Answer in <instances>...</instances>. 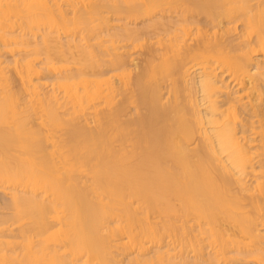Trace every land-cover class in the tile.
I'll use <instances>...</instances> for the list:
<instances>
[{
	"label": "bare ground",
	"instance_id": "obj_1",
	"mask_svg": "<svg viewBox=\"0 0 264 264\" xmlns=\"http://www.w3.org/2000/svg\"><path fill=\"white\" fill-rule=\"evenodd\" d=\"M259 1L0 0V264H264ZM172 4L180 18L164 20ZM154 28L158 61L124 94L140 67L119 42Z\"/></svg>",
	"mask_w": 264,
	"mask_h": 264
},
{
	"label": "rangeland",
	"instance_id": "obj_2",
	"mask_svg": "<svg viewBox=\"0 0 264 264\" xmlns=\"http://www.w3.org/2000/svg\"><path fill=\"white\" fill-rule=\"evenodd\" d=\"M168 1V0H166ZM250 4H252V8L254 9V11L256 10V7H260L262 6V2L259 1V0H250L249 2ZM255 4V6H254ZM157 10V9H156ZM160 12V14H162V16H165V19L168 17L169 19H176V18H180V16H178V12H180V9L177 8L176 4H172V6H170L169 8H167L166 6H161V10L160 8H158V10ZM204 14L201 13V14H198L197 16H195L194 19L198 20L199 21V24L201 25V27L203 28V32H206V35L211 36L212 34H209L210 33V25L207 24V27H206V24H205V20L206 18L205 15L203 16ZM108 16H110L111 21L110 20V25H112V29L110 31H115L114 29L116 30H121L120 29V25L123 24L127 19H129V17L126 16L125 12H119V13H109ZM184 17H187L188 19H190V15L189 14H186ZM140 19H144L143 23H140ZM229 19L227 18H224V22L225 23H228L227 26L228 27H232L233 26V23L232 21H228ZM137 22V27L138 28H143L144 25L148 24V22L145 20V16H142V18L140 17L139 20H136ZM146 23V24H145ZM240 24V25H239ZM236 25H238V31L240 32L241 30V27H242V23H240V21H237L236 22ZM204 26V27H203ZM207 30V31H206ZM209 31V33H208ZM211 32H212V29H211ZM164 33L163 30L159 29V28H154L153 31H152V34H143L141 38H139L138 41H133L132 40H127L126 42L123 41V42H119V44H123V45H126V44H130L131 46H128L130 47V53L133 57H135L137 60H138V64H139V67L140 68H136L133 70V73L132 75L130 76V78L128 79V81L126 82L125 84V87L127 88L126 91H124L123 93H128L129 91L133 90L135 85H134V78L137 76V74L140 72V69L142 67H144L148 62L152 61V62H156L158 61V57L162 51V47L161 45H163L164 41H165V37H162L159 41L157 39H159L158 37H160L162 34ZM248 35V32L246 33ZM151 35V36H150ZM251 38L248 36H245L246 39H248V44H247V49L248 51H250V54H252L254 52V49L253 48H256V43H254V38H255V34H250ZM236 34H228V37H227V41L225 40L224 43H229L231 42V40L235 39L232 41V43L236 44H240L241 43V39L240 37L239 38H236ZM193 43V42H191ZM253 47V48H252ZM252 49V50H251ZM235 54V55H238L240 52H238L237 50L236 51H230V54ZM208 54V53H206ZM209 55V57H208ZM207 55V60H206V64L209 65V64H212V67H215V65L217 66L218 65V62L216 63L215 61V57L212 55V54H208ZM43 57V55L41 56ZM211 57H213L211 59ZM214 59V61H213ZM208 61H210L208 63ZM212 62V63H211ZM65 64V61H60L58 63H56V65H63ZM214 65V66H213ZM39 67H42V65H38ZM74 68V67H73ZM101 68H104V67H101ZM43 71V72H42ZM41 71V73H46V70L43 68ZM114 72H110L109 75H112L113 76ZM8 83H7V87L9 88L10 92L16 96L17 98H19L21 100V95H20V83L18 81V78L17 76L15 75V73L13 72V70H9L8 71ZM114 77H112L113 79ZM123 82H125V80H123ZM123 82L120 83L123 88ZM262 82H264V79H262ZM128 113L123 117V118H129V117H136L137 116V111L138 109L134 108V106L131 104L130 107L127 109ZM140 112H144L145 110L142 108L141 110H139ZM256 117H253L251 118L250 120H253V121H256ZM8 198H6V195H4L2 192H0V215H8L10 213V210L6 207V201H7ZM246 209L251 212L253 211V208L247 204L246 205ZM255 214L257 216H261V215H264V212L262 211H256ZM233 258L231 260V263L232 264H253L251 262V260L245 258L243 255H234L232 254Z\"/></svg>",
	"mask_w": 264,
	"mask_h": 264
}]
</instances>
